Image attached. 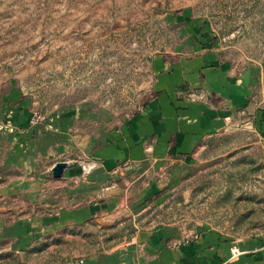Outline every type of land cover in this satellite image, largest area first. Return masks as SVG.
<instances>
[{
  "label": "rangeland",
  "instance_id": "1",
  "mask_svg": "<svg viewBox=\"0 0 264 264\" xmlns=\"http://www.w3.org/2000/svg\"><path fill=\"white\" fill-rule=\"evenodd\" d=\"M189 22L213 28L236 57L264 54V0H0V96L11 101L0 133L15 134L16 101L26 104L33 126L47 127L68 110L123 123L157 95L156 62L174 50ZM90 124L86 130L93 131L97 122ZM259 141L247 130L216 138L199 167L140 204L45 231L30 243L0 234V264H81L159 227L187 238L209 229L236 238L264 234ZM72 155L40 159L32 172L0 164V186L14 180L28 185L0 198V232L86 203L66 194V170L88 164ZM59 163L68 167L56 178L52 170Z\"/></svg>",
  "mask_w": 264,
  "mask_h": 264
},
{
  "label": "crops",
  "instance_id": "2",
  "mask_svg": "<svg viewBox=\"0 0 264 264\" xmlns=\"http://www.w3.org/2000/svg\"><path fill=\"white\" fill-rule=\"evenodd\" d=\"M168 53L156 62L157 95L119 125L68 110L47 127L33 126L26 104L16 101V132L0 133V164L32 172L40 159L74 154L91 169L85 173V166L71 167L63 178L66 194L82 196L86 203L6 226L2 238L30 243L45 231L140 204L147 194L177 184L199 167L203 150L216 138L247 130L264 145V54L236 57L213 28L202 30L190 22ZM7 97L0 96V119L11 109ZM93 121L95 129L86 130ZM27 186L21 180L0 186V198ZM53 196L48 194L50 202H56ZM234 247L242 252L236 259ZM81 264H264V234L236 238L209 229L187 238L174 228L159 227Z\"/></svg>",
  "mask_w": 264,
  "mask_h": 264
},
{
  "label": "water",
  "instance_id": "3",
  "mask_svg": "<svg viewBox=\"0 0 264 264\" xmlns=\"http://www.w3.org/2000/svg\"><path fill=\"white\" fill-rule=\"evenodd\" d=\"M67 167H68V164L66 163L57 164L52 170L53 176L56 178L62 177Z\"/></svg>",
  "mask_w": 264,
  "mask_h": 264
},
{
  "label": "built area",
  "instance_id": "4",
  "mask_svg": "<svg viewBox=\"0 0 264 264\" xmlns=\"http://www.w3.org/2000/svg\"><path fill=\"white\" fill-rule=\"evenodd\" d=\"M38 120H40V118H38L37 120L34 119L33 122H38ZM241 255H242V252H240L238 248L234 247L232 249V258L233 259H236V258H238Z\"/></svg>",
  "mask_w": 264,
  "mask_h": 264
}]
</instances>
